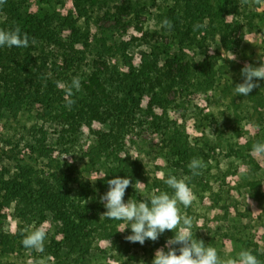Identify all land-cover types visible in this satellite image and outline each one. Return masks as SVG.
<instances>
[{"label": "rangeland", "instance_id": "rangeland-1", "mask_svg": "<svg viewBox=\"0 0 264 264\" xmlns=\"http://www.w3.org/2000/svg\"><path fill=\"white\" fill-rule=\"evenodd\" d=\"M165 18L171 30L162 27ZM38 24L48 37L41 29L40 37L28 35L27 48L1 47L0 239L13 243L0 242V264L33 258L44 264H151L174 232L141 245L126 239L130 228L119 231L123 221L102 215L100 196L108 185L98 186L83 168L91 152L103 148L99 156H110L106 148L143 165V178L126 189L125 202L172 193L160 173L191 175L189 162L201 158L206 167L189 182L196 199L187 209L181 205L194 217L195 237L221 257L248 249L264 264V156L252 151L264 141V79L256 78L259 87L249 96L235 94L244 64L264 61V0L0 5V28L18 25L26 33ZM93 73L100 80L94 93L84 88ZM73 77L81 89L69 109L60 85ZM14 99L20 103L16 114L5 106ZM96 164L105 168L107 157ZM11 184H20L29 198L17 208L15 200L2 203ZM46 190L56 198L64 194L65 203L45 201ZM41 223L49 230L38 253L22 245L21 232Z\"/></svg>", "mask_w": 264, "mask_h": 264}, {"label": "clouds", "instance_id": "clouds-1", "mask_svg": "<svg viewBox=\"0 0 264 264\" xmlns=\"http://www.w3.org/2000/svg\"><path fill=\"white\" fill-rule=\"evenodd\" d=\"M5 2L6 0H0V5ZM162 27L171 30L173 25L165 18ZM4 46L27 48L29 37L27 33L21 32L18 25L9 29L0 28V47ZM235 59L233 55L231 60ZM241 75L243 81L235 85V94L247 97L254 88L259 87L256 78L264 79V61L259 66L245 63L241 68ZM60 87L65 93V106L71 109L75 103L73 97L81 89L80 78L73 77L70 83H63ZM252 151L257 156H264V141L254 143ZM205 167L201 158H193L188 164L191 175L177 178L169 173L165 178V174L161 172L160 179L173 190L172 193L158 191L143 197L142 200L129 198L127 202L123 198L126 189L133 184L132 180L127 176L109 179L108 190L100 196V201L106 209L102 215L107 219L123 221L119 231L130 228L131 234L126 239L141 245L145 240L156 241L166 230L174 232L164 247L155 250L151 264H261L251 250H242L235 257H221L215 247L208 246L203 240L195 237L194 217L182 212L181 205L187 209L195 201L196 197L189 182L192 177L199 176ZM48 230L49 226L44 223L33 225L30 230L24 229L21 232L22 245L26 249L43 253ZM176 245H179L178 251ZM29 264H44V261L33 258Z\"/></svg>", "mask_w": 264, "mask_h": 264}, {"label": "trees", "instance_id": "trees-1", "mask_svg": "<svg viewBox=\"0 0 264 264\" xmlns=\"http://www.w3.org/2000/svg\"><path fill=\"white\" fill-rule=\"evenodd\" d=\"M20 11H22V10L19 8L18 9V18L23 16L22 12H20ZM71 16H72V14H69L66 17L67 21H70ZM38 25H39V27L36 26L37 27L36 29L27 30L26 31L27 35H29L31 37H40L39 33H40V30L42 29V27L40 26V24H38ZM41 33H42L41 35L43 37L49 36L47 34V32L44 31L43 29L41 30ZM2 48H4V50H8L7 47H2ZM2 54H3V50H1V47H0V55H2ZM10 80L14 81L15 85H17V83L18 84L20 83V80L17 79L16 76L11 77ZM125 80H126L127 84L129 86H131L130 88L134 87V82L132 79H130L129 77L126 76ZM99 87H100V80L94 73L90 75L88 83L84 84V88L88 92L94 93V92H96V90L99 89ZM10 88H13V86L10 85ZM5 106L10 107V110H12L13 114H16V112L20 109V103L17 99H14L12 101L7 100V102H5ZM103 152H104V148H103L102 152L95 153L94 151H92L91 156H88L89 157L88 160L86 162H84V168H83V171H89V173L92 176H94L96 184L98 186L106 187L108 185L107 180L112 179L116 176H119V177H126L127 176V177H129L133 182L132 185L138 184L141 181V179L143 178V165L138 159H133L130 156L112 154L110 152V150H108L106 148H105V153H106V155H110V156H99V154L103 153ZM101 157H107V159H108V165L105 168H102L103 170L101 168H96V165H99L96 163H98L100 161ZM9 182H12V181H9ZM77 183L81 186V182L77 181ZM63 184H64L63 188H65L66 183H63ZM6 191L8 193H6L4 195L3 202H2V203L5 202L6 207L13 200H15V202H16V204H15L16 208H17V206H19L20 203H23V202L25 203L26 200H29V198H26L25 195L23 194V190L21 189L20 184L7 185ZM55 195H56L55 192L51 193L49 190H46V192L43 193V196H45L44 200L50 204L52 203V205L60 206V205L65 203L64 202V194L58 195V198H56ZM24 210L25 209L22 208L20 215L26 217ZM6 238H8V235H6ZM0 242L2 243V245L8 244V243H13V241H11V240L9 242H8V240L6 241L5 236H3L0 239Z\"/></svg>", "mask_w": 264, "mask_h": 264}]
</instances>
